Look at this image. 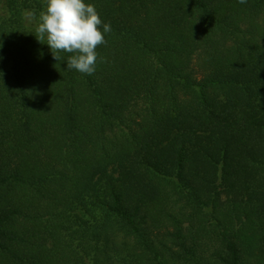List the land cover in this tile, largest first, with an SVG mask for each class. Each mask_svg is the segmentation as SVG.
Returning <instances> with one entry per match:
<instances>
[{
  "label": "trees",
  "instance_id": "1",
  "mask_svg": "<svg viewBox=\"0 0 264 264\" xmlns=\"http://www.w3.org/2000/svg\"><path fill=\"white\" fill-rule=\"evenodd\" d=\"M85 2L92 75L0 0V264H264V0Z\"/></svg>",
  "mask_w": 264,
  "mask_h": 264
},
{
  "label": "clouds",
  "instance_id": "2",
  "mask_svg": "<svg viewBox=\"0 0 264 264\" xmlns=\"http://www.w3.org/2000/svg\"><path fill=\"white\" fill-rule=\"evenodd\" d=\"M247 3V0H238ZM24 18L36 21V13L25 10ZM111 25L105 23L92 3L85 0H45V8L39 13L35 37L47 44L56 61L60 53H67V69L92 75L99 59L97 48L107 43L105 34ZM2 47V43H0ZM2 75V73H0Z\"/></svg>",
  "mask_w": 264,
  "mask_h": 264
}]
</instances>
